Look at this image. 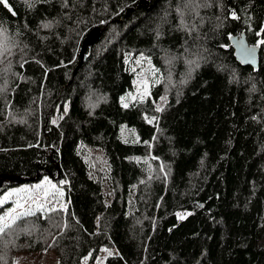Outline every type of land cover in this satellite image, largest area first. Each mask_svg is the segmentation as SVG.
Listing matches in <instances>:
<instances>
[{"label": "trees", "instance_id": "16d2710c", "mask_svg": "<svg viewBox=\"0 0 264 264\" xmlns=\"http://www.w3.org/2000/svg\"><path fill=\"white\" fill-rule=\"evenodd\" d=\"M141 57L160 77L128 104ZM45 178L68 210L0 235V264L48 247L54 264L103 248L104 264H264V0H0V197Z\"/></svg>", "mask_w": 264, "mask_h": 264}, {"label": "rangeland", "instance_id": "374dc122", "mask_svg": "<svg viewBox=\"0 0 264 264\" xmlns=\"http://www.w3.org/2000/svg\"><path fill=\"white\" fill-rule=\"evenodd\" d=\"M133 65L137 70V76L134 90L129 92L124 98L125 102L128 104L135 99L141 100L149 96L153 84L158 81L160 77L159 70L148 58H137ZM63 184L64 182L57 184L52 179L45 178L37 183H25L19 187L13 188L0 197V200L8 197L5 203L0 205V215L9 209L16 208V202L18 200L24 204L25 208L31 209L33 213H47L49 209H61L66 212L68 210L69 200ZM53 185H55V188L52 187ZM17 189H27V191L16 192L15 190ZM38 204H43L44 210H40L37 207ZM17 211H22V209H17ZM180 216L183 217L184 214L180 213ZM105 249H107V251H105ZM117 252L116 248H103L97 259V264H104L108 256L116 254ZM55 260V257L48 247L40 253L28 252L19 254L15 262L16 264H54Z\"/></svg>", "mask_w": 264, "mask_h": 264}, {"label": "water", "instance_id": "95a60500", "mask_svg": "<svg viewBox=\"0 0 264 264\" xmlns=\"http://www.w3.org/2000/svg\"><path fill=\"white\" fill-rule=\"evenodd\" d=\"M159 0H155V3H158ZM155 6V4H153ZM101 28L93 30L88 39L98 40L101 35ZM231 45L234 48L235 55L237 60L247 66H252L255 69L259 68L260 65V47L258 45H250L246 34L239 32L237 35L231 37ZM84 54V47L81 50V55ZM82 59H84L82 57Z\"/></svg>", "mask_w": 264, "mask_h": 264}, {"label": "snow or ice", "instance_id": "6c2138e0", "mask_svg": "<svg viewBox=\"0 0 264 264\" xmlns=\"http://www.w3.org/2000/svg\"><path fill=\"white\" fill-rule=\"evenodd\" d=\"M2 2L7 4V0H2ZM125 107H127V105H125ZM157 110L159 111L160 109L158 108ZM52 187L55 188V185H53ZM15 191L21 192V191H27V189H17ZM7 199L8 197H5L3 200H0V205H3V203H5ZM37 207L40 210H44L43 204H38ZM17 209H22V211H17ZM54 210L55 209H49V211H54ZM30 215H33V212L31 211V209L25 208L24 204L18 200L16 202V208L9 209L8 211L0 215V235L6 233L7 230L11 229L14 225H16L18 221ZM105 251H107V249H105Z\"/></svg>", "mask_w": 264, "mask_h": 264}]
</instances>
